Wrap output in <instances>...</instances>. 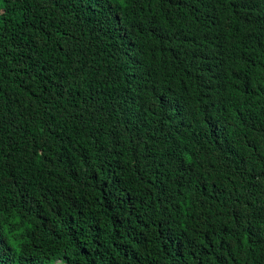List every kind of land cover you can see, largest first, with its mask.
<instances>
[{
  "label": "trees",
  "instance_id": "1",
  "mask_svg": "<svg viewBox=\"0 0 264 264\" xmlns=\"http://www.w3.org/2000/svg\"><path fill=\"white\" fill-rule=\"evenodd\" d=\"M0 264H264V0H0Z\"/></svg>",
  "mask_w": 264,
  "mask_h": 264
}]
</instances>
